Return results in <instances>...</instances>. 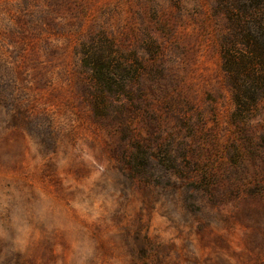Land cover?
Returning a JSON list of instances; mask_svg holds the SVG:
<instances>
[{
    "label": "rangeland",
    "instance_id": "1",
    "mask_svg": "<svg viewBox=\"0 0 264 264\" xmlns=\"http://www.w3.org/2000/svg\"><path fill=\"white\" fill-rule=\"evenodd\" d=\"M227 28L217 0H0V264H264Z\"/></svg>",
    "mask_w": 264,
    "mask_h": 264
},
{
    "label": "trees",
    "instance_id": "2",
    "mask_svg": "<svg viewBox=\"0 0 264 264\" xmlns=\"http://www.w3.org/2000/svg\"><path fill=\"white\" fill-rule=\"evenodd\" d=\"M217 1L228 24L220 39L221 66L240 114L254 108L263 96L257 94L264 93V5L261 0ZM106 57L94 60L110 63Z\"/></svg>",
    "mask_w": 264,
    "mask_h": 264
}]
</instances>
